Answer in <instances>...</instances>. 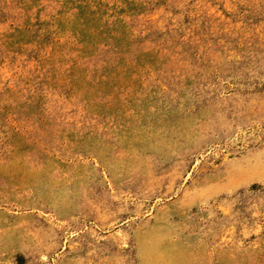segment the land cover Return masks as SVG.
I'll list each match as a JSON object with an SVG mask.
<instances>
[{"label":"rangeland","instance_id":"1","mask_svg":"<svg viewBox=\"0 0 264 264\" xmlns=\"http://www.w3.org/2000/svg\"><path fill=\"white\" fill-rule=\"evenodd\" d=\"M0 264H264V0H0Z\"/></svg>","mask_w":264,"mask_h":264}]
</instances>
